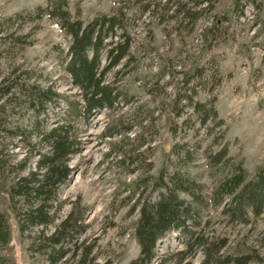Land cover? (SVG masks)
Returning <instances> with one entry per match:
<instances>
[{"label": "rangeland", "instance_id": "1", "mask_svg": "<svg viewBox=\"0 0 264 264\" xmlns=\"http://www.w3.org/2000/svg\"><path fill=\"white\" fill-rule=\"evenodd\" d=\"M45 1L0 0V18L44 6ZM68 1L73 12L80 9L84 21L99 13L109 14L115 2L118 7L126 9L128 16L122 25L131 41L129 64L123 67V62L109 74L108 79L115 78V85L127 104L121 102L115 105V112L103 110L90 117L87 123L76 125L82 148L68 162L73 173L60 189L63 204L52 225L30 227L20 232L8 200L0 195V214L9 229V243L6 246L0 244V257L6 255L17 264H49L51 259L35 252V246L31 248V245L33 242L43 245L42 237L51 234L73 211L75 216L83 217L82 231L77 235L73 233L75 236L71 241H65L68 252L58 264H72L75 260L73 252L82 243L92 246L90 258L96 264H130L139 255V246L134 238L138 213L129 214L124 202L139 177L142 178L139 188L143 186L149 161L153 163L150 175L157 176L162 154L173 144L185 143L192 149L198 146L187 171L209 190L219 173L215 175V171L206 166L205 157L208 150L217 149L210 147V143L223 132L231 163L242 161L250 176L264 165V32L259 31L264 24V0H256L257 3L240 0L239 5L243 8L240 14L232 12L233 0H217L213 6L212 0H167L169 3L165 7L146 15L135 12L139 0ZM151 1L154 5H161L166 0ZM178 2L186 3L185 9H189L185 19L171 11ZM258 2H261L259 8L252 6L260 4ZM216 20L220 21L218 28H214ZM35 24L36 28L28 24L20 29V34H30L32 45L25 46L18 53L8 43L14 28L2 32L0 78L10 74V79H13L12 71L18 67L20 72H31L30 82L44 87L54 82L56 90L65 92L71 99L76 98L78 92L71 88L55 55L47 54L55 44L66 49L68 37L46 18ZM187 71L195 74L188 85L189 89L196 90L195 100H215L217 120H222V124L215 126L216 122L209 121L207 126L200 127L199 119L194 117L190 124L195 123L197 131L184 135L179 130L174 138L164 129L166 104L173 98L183 73ZM27 80V76H21L22 82ZM65 109L61 105L56 109L59 114L50 113L46 129L55 123L71 120ZM112 118L117 124L116 129L130 139L123 141L121 148L114 151L124 149L130 155L129 160L138 161L136 172H132L133 167L118 165L107 156L109 144L119 137L101 139L100 135ZM0 121V159L7 169L5 176L11 181L35 168L38 157L33 156L26 169L18 171L16 165L25 158L28 144L11 131L28 125L27 114H18L16 109L12 113H1ZM137 133L142 134V139L133 142L132 137ZM151 137L154 138L149 142ZM144 141L148 145L137 148L138 143ZM181 197L187 199L185 195ZM16 200V207L21 209L23 203ZM220 211V207H203L198 229L204 237L214 239L216 244L226 241L220 254L222 258L239 259L233 264H264V214L250 217L246 224H239L228 221ZM182 249L181 237L172 233L157 243V259ZM202 260L203 255L197 251L186 261L201 264Z\"/></svg>", "mask_w": 264, "mask_h": 264}, {"label": "trees", "instance_id": "2", "mask_svg": "<svg viewBox=\"0 0 264 264\" xmlns=\"http://www.w3.org/2000/svg\"><path fill=\"white\" fill-rule=\"evenodd\" d=\"M212 1L211 6L217 2ZM248 2L257 3L256 0ZM167 3L169 1L166 0L161 5H154L151 0H139L135 12L146 15L150 11L165 7ZM239 3L240 0H233L232 12H242L243 8ZM258 3L260 4L252 6L259 8L261 2ZM185 6L186 3L178 2L172 6L171 11L185 19L189 10ZM127 16L126 9L118 7L115 2L109 14L99 13L93 19L84 21L80 9L73 12L68 0H46L44 6L0 18V40L4 29L15 30L9 35L8 41L15 53L32 45V41H29L30 34H20V29L28 24L36 28L35 23L43 18L52 21L68 37L69 42L66 49L59 44L53 45L47 54L55 55L57 64L70 81L71 88L78 92L76 98L71 99L65 92L56 90L54 82L45 87L34 81L30 82L31 72H20L18 67L12 71L13 79H10V74L0 78V114L12 113L16 109L18 114H27L28 125L20 129L16 127L15 132L11 131L28 144L25 158L16 165L17 170L24 171L30 159L33 156L38 157L35 168L11 181L5 176L7 169L0 159V195L8 200L9 207L18 220L20 232L30 227H47L54 223L56 213L63 204L60 189L73 173L68 162L82 148L76 125L87 123L90 117L103 110L115 112V105L121 102L127 104L115 85V78L108 79L116 67L123 62V67L129 64L131 41L122 25ZM219 26L220 21L216 20L214 28ZM259 31L264 32V24ZM195 69L196 72L199 71L197 65ZM21 76H27L29 80L22 82ZM194 77L195 74L190 71L184 72L173 98L166 104L164 129L167 135L174 138L179 130L184 135L197 131L195 123L190 124L194 117L199 119L200 127L207 126L209 121L216 122L215 126L222 124V120H217L215 100H195L196 90L188 88ZM61 105L65 106L64 112L71 120L55 123V126L46 129L50 113L59 114L56 109ZM183 117L185 119L182 120ZM116 128L117 124L112 118L105 124L100 135L101 139L119 137L109 144L107 156L118 165L133 167L132 172H136L138 161L129 160L130 155L124 149L120 152L114 151L115 148H121L123 141H130ZM142 129L143 127L141 131ZM140 139L141 133L132 137L133 142ZM163 144H166V139ZM145 145H148L145 141L139 142L137 148ZM210 147L217 149L207 151L205 163L215 171V175L216 172L219 173V176L209 190L189 175L187 165L192 161L196 148L192 149L185 143H175L163 152L157 176L150 175L153 163L149 161L141 188L139 182L142 178L134 181L135 187L124 202L129 208V214L135 211L138 213L134 238L139 246V255L130 264H189L186 260L197 251L203 255L201 264H233L239 261L237 258L221 257L220 252L226 241L216 244L214 239L204 237L198 229L201 224V211L205 205L213 209L220 207L223 217L231 223L239 224H246L250 217L264 214V165L258 167L255 174L250 176L243 168L242 161L231 163L223 132L218 138L212 139ZM146 192L148 194L143 198ZM181 195H185L187 199ZM15 200L23 203L21 209L16 207ZM82 222L83 217L75 216L71 211L51 234L42 237L43 245L33 242L31 248L35 246V252L50 258L49 264H58L68 252L64 246L65 241H71L82 231ZM172 233L181 237L183 249L157 259V243ZM8 243L9 229L4 216L0 214V244L6 246ZM91 253L92 246L82 243L73 252L72 258L75 260L72 264H96L90 258ZM53 256L56 258L52 259ZM0 264L17 263L3 255L0 257Z\"/></svg>", "mask_w": 264, "mask_h": 264}]
</instances>
